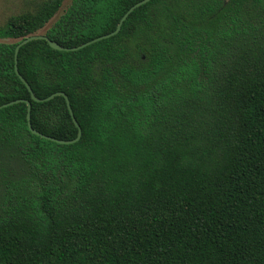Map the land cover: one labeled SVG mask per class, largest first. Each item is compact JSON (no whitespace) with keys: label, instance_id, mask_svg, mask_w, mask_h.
Wrapping results in <instances>:
<instances>
[{"label":"trees","instance_id":"obj_1","mask_svg":"<svg viewBox=\"0 0 264 264\" xmlns=\"http://www.w3.org/2000/svg\"><path fill=\"white\" fill-rule=\"evenodd\" d=\"M138 1L72 0L42 34L78 46ZM63 2L0 24V105L70 140L14 54ZM16 65L81 135L0 108V264H264V0H149Z\"/></svg>","mask_w":264,"mask_h":264},{"label":"water","instance_id":"obj_2","mask_svg":"<svg viewBox=\"0 0 264 264\" xmlns=\"http://www.w3.org/2000/svg\"><path fill=\"white\" fill-rule=\"evenodd\" d=\"M149 0H140L138 2H136L134 5H132L125 13L124 15L121 17V19L119 20L116 28L109 32V33H106V34H103V35H100L98 37H95L85 43H82L78 46H74V47H63L61 46L59 43H57L56 41H53L51 39H49L46 35L42 34V33H35V34H31V35H28L26 36L25 38H23L22 40L19 41V43L16 45L15 47V50H14V54H15V70H16V73L19 75L20 79L25 83V85L27 86L28 90L31 92V96L34 100L36 101H45V100H49L51 99L52 97H54L55 95H62L65 100H66V104H67V107L69 109V112L72 116V119H73V122L75 123V125L78 127V134L77 136L74 138V139H70V140H62V139H56V138H53L51 136H48V135H45V134H42L40 133L39 131H37L36 129H34L31 125V121H30V108H31V103L29 100L27 99H17V100H12V101H9V102H6V103H3L0 105V108L2 107H5V106H8V105H11L13 103H16V102H19V101H23L27 104V123H28V127L30 129V131L36 135H39L41 137H44V138H47V139H50V140H53V141H56L58 143H62V144H69V143H73V142H76L79 138H80V135H81V130H80V127L73 115V112H72V109H71V106H70V103H69V100H68V97L67 95L64 93V92H56V93H53L45 98H37L33 92H32V89L31 87L29 86V84L25 81V79L19 74L18 72V69H17V65H16V61H17V54H18V51H19V48L24 45L25 43L33 40V39H37V38H42V39H45L48 41L49 45L54 48V49H57V50H65V51H73V50H77V49H80V48H83L91 43H94L98 40H101V39H104V38H107L109 36H112V35H115L116 33L119 32L120 28H121V25L123 23V21L126 19V17L128 16L129 13H131L135 8L139 7L140 5L148 2Z\"/></svg>","mask_w":264,"mask_h":264},{"label":"rangeland","instance_id":"obj_3","mask_svg":"<svg viewBox=\"0 0 264 264\" xmlns=\"http://www.w3.org/2000/svg\"><path fill=\"white\" fill-rule=\"evenodd\" d=\"M30 1L31 0H0V24H2L9 15L18 13L26 9ZM71 2L72 0H64L57 14L43 29L39 30L38 33H43L45 29L49 27L51 23L63 12V10L67 6H69ZM0 41H10V39H0ZM0 162V165L3 167L4 170H6V172H8V174H10L11 177H13L14 174L18 176L20 175L18 165H15L13 161H9L8 159H0Z\"/></svg>","mask_w":264,"mask_h":264}]
</instances>
